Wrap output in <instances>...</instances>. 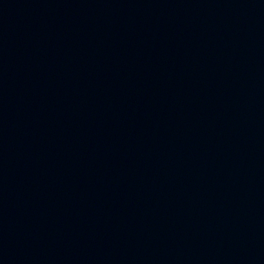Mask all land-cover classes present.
Masks as SVG:
<instances>
[{"label": "water", "instance_id": "water-1", "mask_svg": "<svg viewBox=\"0 0 264 264\" xmlns=\"http://www.w3.org/2000/svg\"><path fill=\"white\" fill-rule=\"evenodd\" d=\"M0 264H264V0H0Z\"/></svg>", "mask_w": 264, "mask_h": 264}]
</instances>
